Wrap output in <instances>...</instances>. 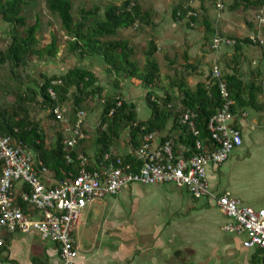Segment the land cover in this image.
Instances as JSON below:
<instances>
[{
	"label": "trees",
	"instance_id": "16d2710c",
	"mask_svg": "<svg viewBox=\"0 0 264 264\" xmlns=\"http://www.w3.org/2000/svg\"><path fill=\"white\" fill-rule=\"evenodd\" d=\"M32 1L0 0V19L7 24L10 39L7 47L0 49V67H7L16 82L6 90L13 93L15 100L0 101V132L28 146L35 153V166L40 174H47L56 183L78 175L82 168L81 155L89 159L87 168L90 171L107 164V154L110 159L121 156L126 164L131 163L136 167L134 151L147 143L146 137L151 133L161 134L162 141L171 140L175 150L178 144L186 145L190 148L187 156L216 148L208 123L225 100L218 85L214 84L212 69L206 72L202 61L191 57L188 49L181 54L184 63L177 62L180 56L170 59L167 54L166 58L171 62L168 67L174 70V76H168L169 83L176 94H171L167 89L165 94H161L157 88L160 87L162 72L156 59L160 48L155 35L151 34L144 49L145 64L142 67L133 59L135 49L131 40L116 38L124 29H155L157 23L152 9L145 8L140 0H123L120 4L112 2L104 11L98 5L81 6L76 10L73 0H46L49 11L59 17L65 30L67 53L70 56L75 55L80 59L101 57L110 74H122L148 89L145 101L152 114L143 120L139 118L137 105L127 100L121 92L118 78L113 82L117 91L108 94L98 82L95 72L77 64L71 65L62 74L43 76V79L32 74L30 65L35 59L53 60L57 58L61 46L55 34L49 43L40 44V21L31 23L23 13ZM189 1L184 0L174 7L172 17L175 22L186 21L194 29L200 24L207 35H214V39L219 36L236 40L233 45L235 51L226 60V69L221 74L229 90V99L232 100V111L240 116L245 108H263L264 102L260 100V96H264L261 72H253L250 81H246L241 74V66L244 44L260 46L264 53V42L257 37L226 35L216 29L205 6L201 7L203 13H199V9L190 5ZM263 6L264 0H233L230 9L248 10ZM190 75H201L204 80L192 87L188 82ZM50 88L55 92V97L51 96ZM96 103L102 104V112L96 138L99 151L92 162L86 145L90 132L86 127L83 128L85 137L71 148L65 143V123L56 120L49 110L56 106L62 109L69 107L75 113L83 109L92 110ZM42 111L48 113L46 118L37 117ZM185 113L192 116L194 128L183 121ZM170 122L172 125L168 129ZM51 132L53 136L49 138ZM121 140L130 150L123 155L116 148ZM198 141L201 149L196 148ZM12 235L0 230V236H4L5 241H9Z\"/></svg>",
	"mask_w": 264,
	"mask_h": 264
},
{
	"label": "crops",
	"instance_id": "0c3cea01",
	"mask_svg": "<svg viewBox=\"0 0 264 264\" xmlns=\"http://www.w3.org/2000/svg\"><path fill=\"white\" fill-rule=\"evenodd\" d=\"M65 57L69 58L68 55ZM68 58L64 59L69 67L77 64L95 72L99 83L102 75L109 73L101 57L80 59L71 55L69 61ZM248 71L251 76L246 78L241 69L244 80L250 81L253 72L257 71L261 72L262 80L264 61L261 67H252ZM123 78L124 97L137 105L139 118L148 119L152 111L147 117H141L137 103L146 98L147 88L132 78ZM260 100L264 102V96H260ZM101 107L96 106L90 114L100 116ZM66 109L71 111L69 107ZM245 111L246 116L240 115L235 120L243 133L242 146L234 150L224 164H210L208 179L214 191L228 192L246 205L264 208V107H248ZM171 125L172 122L168 129ZM85 127L90 132L86 145L93 162L99 150L88 124ZM182 145L178 144V148ZM124 147L127 145L121 140L116 147L119 154L130 151L128 148L124 151ZM125 193L137 205L145 201L147 206H160L161 210L141 211L121 222L119 218L127 216L118 206V197L124 199ZM226 221V215L212 198H195L186 188L174 184L131 183L116 195L89 202L82 212L73 231L79 251L75 264H264V250L244 247L246 236L224 231L222 227ZM41 262L61 264L57 245L42 239L36 232L15 233L0 246V264Z\"/></svg>",
	"mask_w": 264,
	"mask_h": 264
},
{
	"label": "built area",
	"instance_id": "2783aa9c",
	"mask_svg": "<svg viewBox=\"0 0 264 264\" xmlns=\"http://www.w3.org/2000/svg\"><path fill=\"white\" fill-rule=\"evenodd\" d=\"M215 3L220 10L226 7L224 0ZM260 12L257 17L262 26L264 6ZM235 44L236 40L229 37L214 39L215 47ZM212 71L214 84L225 100L209 119L208 126L216 144L212 151L187 156L190 148L186 145L175 150L171 140L162 141L161 134L151 133L146 137L147 143L134 151L136 167L126 164L121 156L110 159L107 154V164L90 171L89 159L81 155L80 173L56 183L47 174L38 172L35 153L28 146L0 132V230L11 234L36 232L42 239L57 245L61 264H75L79 251L73 231L89 202L116 195L131 183L174 184L186 188L195 198L215 200L227 217L222 229L245 235L244 247L264 250V208L246 205L228 192L214 191L208 179V166L224 164L243 144L242 130L235 124L238 116L232 111L227 84L221 79L222 69L216 66ZM49 92L55 97L52 88ZM49 113L65 123V143L69 147L74 148L85 137L87 110L73 113L56 106ZM242 115L246 116L247 112ZM191 117L185 113L183 121L194 128ZM196 148L201 149L199 141ZM5 242L4 236H0V246Z\"/></svg>",
	"mask_w": 264,
	"mask_h": 264
},
{
	"label": "rangeland",
	"instance_id": "374dc122",
	"mask_svg": "<svg viewBox=\"0 0 264 264\" xmlns=\"http://www.w3.org/2000/svg\"><path fill=\"white\" fill-rule=\"evenodd\" d=\"M73 1L76 10L81 6L95 7L98 5L104 11L108 4L112 2L120 4L123 0ZM140 1L143 3V6L145 8H150L154 12V21L156 23L158 22V26L155 32L152 29L141 31L130 28L122 30L116 38H127L131 40L132 46L135 49L133 59L142 67L145 64L144 49L147 47L148 42L151 39V34L155 35L157 44L160 48V51L156 53V59L160 64L162 72L160 87L157 88L159 93L165 94V90L167 89L171 94H176L175 90L171 88L169 83L170 79L168 78V76H174V70L168 67L171 62L166 58L167 54H169L170 59H173L176 55L180 56V59L177 62L184 63L185 60L184 58H181V54L185 49H188L190 56L200 59L202 61V65L204 66V68H206V70H213L216 66H219L222 71L226 69V60L232 57V54L235 51L234 46L221 45L215 47L213 44L214 35H207L205 32V28H203L200 24H197L194 29L192 27H189L186 24V21L175 22L173 20V8L184 0ZM224 1L226 3V7L222 10L219 9L217 4L213 2V0H190L189 2L190 5L199 9V13H203L201 6L204 5L207 8V14L209 15L216 29L224 32L226 35L238 36L241 38L255 36L262 42H264V25L259 26L260 22L257 17L259 14H261V8H251L248 10H231L230 5L233 1H231L229 4L226 2L227 0ZM23 13L28 16L31 23L35 22L36 20L40 21L38 38L41 45H46L47 43H49L52 40L54 34L57 36L59 42L61 43L60 52L56 59L50 61L35 59L31 63L30 71L32 72V74L38 79H43L44 75L52 76L54 73L62 74L66 72L69 64L66 63L64 58H68L65 57L68 55L69 58L67 60L69 61L70 55L67 53V37L65 34V30L61 26L59 17L49 11L46 0H33L29 5L25 7ZM250 23H253V26H251ZM7 27V24L0 19V49H5L8 42L10 41L7 34ZM206 37H208L209 39L206 40ZM243 53L245 54V58H242L243 64L241 66V69L243 71V75L247 78L251 76L250 71H248L250 68L253 67L256 69L261 67L262 62L264 61L263 48L260 46L244 44ZM116 77H118L120 83H122L124 80L123 77L125 76L122 74L117 75L105 73L100 78V83L106 87L108 94H113L117 91L116 87L113 84ZM22 78H25L24 72ZM202 80H204V77L200 75L188 76V82L192 87L196 86V84ZM15 84L16 82L10 76L8 68L0 67V101L15 100L13 93L6 92L8 87L10 88ZM108 86L112 90L110 91V93ZM137 103L140 110V116L143 118L147 117V113L150 114L151 110L147 107L145 99L141 98ZM96 106L101 107V103H96L94 109ZM94 109L87 110L89 113V117L86 119V124H88L89 129L93 132L92 138L96 139L97 126L100 121V116L93 113L90 114V112ZM47 114L48 113L46 111H42L37 115V117L46 118ZM52 136L53 134L51 132L49 138H51ZM127 148L124 147V151H127ZM123 196L124 199L123 197H118V206L123 211H125L127 217L122 215L121 218H119L121 222H123L124 219H128V216H130L131 214L137 215L141 211L147 213L148 210H152L155 212H159L161 210L160 206H156V208L147 206V203L145 201H142L137 205V202L134 201L133 203V201L129 200V198L126 197V193Z\"/></svg>",
	"mask_w": 264,
	"mask_h": 264
}]
</instances>
